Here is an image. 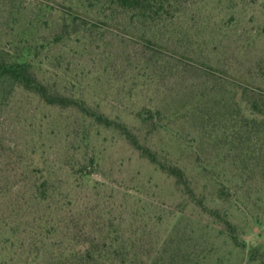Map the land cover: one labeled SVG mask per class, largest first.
Here are the masks:
<instances>
[{
	"label": "rangeland",
	"instance_id": "obj_1",
	"mask_svg": "<svg viewBox=\"0 0 264 264\" xmlns=\"http://www.w3.org/2000/svg\"><path fill=\"white\" fill-rule=\"evenodd\" d=\"M177 2L166 28H134L119 12L45 49L36 72L71 94L66 106L0 79V264H72L73 231L100 224L167 264H246L254 247L250 264H264V0ZM69 3L0 0V48L51 39L65 16L52 8ZM93 156L84 180L79 165ZM45 169L56 189L43 200Z\"/></svg>",
	"mask_w": 264,
	"mask_h": 264
},
{
	"label": "trees",
	"instance_id": "obj_2",
	"mask_svg": "<svg viewBox=\"0 0 264 264\" xmlns=\"http://www.w3.org/2000/svg\"><path fill=\"white\" fill-rule=\"evenodd\" d=\"M66 2H70L68 12H65V9L52 8L57 14L67 17L64 16V21L62 20V23L57 25L58 29L51 39L40 40L39 38H29L26 35V39L21 38L20 43L24 42V46L21 48H0V79H9L18 83L27 91L38 95L42 102L49 106H66L71 99L64 95L71 94L55 88L54 85L44 79H40L36 68L39 63L38 59L45 49L63 42H72L73 38L74 41H81L85 38L81 36L83 31L100 30L102 19L114 21L118 18L119 12L128 16V21L132 23L134 28L139 25L154 30L162 27L166 28V22L178 14V8L180 7L177 0H66ZM45 7L48 6L44 4L42 8ZM42 12L43 9H40L36 17L31 18L29 23V25H32L31 27L39 24ZM84 12H91L96 15L94 18H87L83 17ZM37 19L38 21H35ZM142 38L147 43L156 44L157 42L156 39H153V41L149 37ZM96 120L98 124L106 127H121L119 123L105 115H98ZM127 134L132 137L131 133L128 132ZM149 156H151L152 162H157L152 153H149ZM96 166H98V163H96V157L93 156L87 164H80L78 170L85 180L93 176ZM163 170L190 190L191 195L194 194L182 169L176 165H169L165 166ZM41 172L42 177L38 190L41 194L40 198L44 200L48 194L53 192L55 182L50 173L46 176L48 170L45 169ZM43 172H45V175ZM75 228L79 227L72 226V230ZM227 232L234 238L235 248H240L241 245H239L236 236L237 230L229 222ZM73 233L75 237H73L72 242L77 249L70 251L72 264H167V259H163L161 256L154 258L152 253L147 250L146 244L130 245L124 235H119L118 231H114L112 227L106 224H100L98 230L90 231L84 227L83 230L80 229L79 231L75 229ZM77 238H82V241ZM259 254V248L254 247L250 251L246 264L257 260ZM176 262L174 264H227L225 259L213 261L210 256L205 255L196 258L188 256Z\"/></svg>",
	"mask_w": 264,
	"mask_h": 264
}]
</instances>
